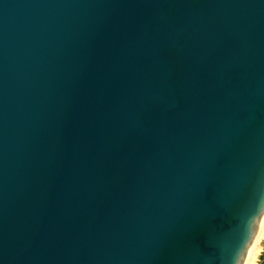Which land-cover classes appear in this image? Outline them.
Masks as SVG:
<instances>
[{
	"label": "water",
	"instance_id": "1",
	"mask_svg": "<svg viewBox=\"0 0 264 264\" xmlns=\"http://www.w3.org/2000/svg\"><path fill=\"white\" fill-rule=\"evenodd\" d=\"M263 224L264 0H0V264H246Z\"/></svg>",
	"mask_w": 264,
	"mask_h": 264
},
{
	"label": "bare ground",
	"instance_id": "2",
	"mask_svg": "<svg viewBox=\"0 0 264 264\" xmlns=\"http://www.w3.org/2000/svg\"><path fill=\"white\" fill-rule=\"evenodd\" d=\"M263 252H264V224L257 238L253 251L246 264H259Z\"/></svg>",
	"mask_w": 264,
	"mask_h": 264
},
{
	"label": "snow or ice",
	"instance_id": "3",
	"mask_svg": "<svg viewBox=\"0 0 264 264\" xmlns=\"http://www.w3.org/2000/svg\"><path fill=\"white\" fill-rule=\"evenodd\" d=\"M243 243H244V241H243V240H240V241H239V245H240L239 249L236 248V247H233V248L230 250V258H231V259H235L236 255H237L240 251H242Z\"/></svg>",
	"mask_w": 264,
	"mask_h": 264
},
{
	"label": "trees",
	"instance_id": "4",
	"mask_svg": "<svg viewBox=\"0 0 264 264\" xmlns=\"http://www.w3.org/2000/svg\"><path fill=\"white\" fill-rule=\"evenodd\" d=\"M259 264H264V253L262 254L261 258H260V262Z\"/></svg>",
	"mask_w": 264,
	"mask_h": 264
},
{
	"label": "rangeland",
	"instance_id": "5",
	"mask_svg": "<svg viewBox=\"0 0 264 264\" xmlns=\"http://www.w3.org/2000/svg\"><path fill=\"white\" fill-rule=\"evenodd\" d=\"M264 253V252H263Z\"/></svg>",
	"mask_w": 264,
	"mask_h": 264
}]
</instances>
